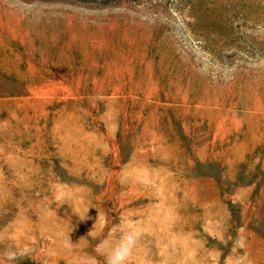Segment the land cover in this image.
<instances>
[{
    "label": "rangeland",
    "instance_id": "rangeland-1",
    "mask_svg": "<svg viewBox=\"0 0 264 264\" xmlns=\"http://www.w3.org/2000/svg\"><path fill=\"white\" fill-rule=\"evenodd\" d=\"M129 234L116 264H264V0H0V264Z\"/></svg>",
    "mask_w": 264,
    "mask_h": 264
},
{
    "label": "clouds",
    "instance_id": "clouds-1",
    "mask_svg": "<svg viewBox=\"0 0 264 264\" xmlns=\"http://www.w3.org/2000/svg\"><path fill=\"white\" fill-rule=\"evenodd\" d=\"M135 236L133 234H129L126 237V245L125 248L121 250V252H118L116 257L111 261V264H116L117 261H122L126 255L127 250L131 248V246L134 244Z\"/></svg>",
    "mask_w": 264,
    "mask_h": 264
},
{
    "label": "bare ground",
    "instance_id": "bare-ground-1",
    "mask_svg": "<svg viewBox=\"0 0 264 264\" xmlns=\"http://www.w3.org/2000/svg\"><path fill=\"white\" fill-rule=\"evenodd\" d=\"M228 103V102H227ZM238 105V104H237ZM199 106V105H198ZM220 108V107H219ZM254 108V107H253ZM250 109V108H249ZM258 114V113H257ZM202 117V116H201ZM219 117V116H218ZM261 118V117H260ZM245 120V119H244ZM213 122V121H212ZM225 122V121H224ZM251 125H252V123H251ZM261 125V124H260ZM263 125V124H262ZM253 126H254V124H253ZM246 127H247V125H246ZM245 127V128H246ZM251 127V126H250ZM250 130V129H249ZM248 130V131H249ZM230 131V130H229ZM247 133V132H246ZM222 135V134H221ZM246 135L247 134H245V137H246ZM223 136V135H222ZM249 136V135H248ZM244 137V136H243ZM243 137H241V138H243ZM256 137V136H255ZM257 138V137H256ZM246 139V138H245ZM215 141V140H214ZM221 141V140H220ZM248 139L247 140H244V141H242L241 143H239L238 145H236L235 146V152L237 153V154H241L242 152H244L245 150H246V148L248 147V144H246V143H248ZM223 143H224V141H223ZM251 143V142H250ZM207 145V144H206ZM251 146V145H250ZM250 155V154H249ZM198 246V245H197Z\"/></svg>",
    "mask_w": 264,
    "mask_h": 264
}]
</instances>
